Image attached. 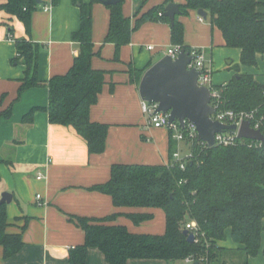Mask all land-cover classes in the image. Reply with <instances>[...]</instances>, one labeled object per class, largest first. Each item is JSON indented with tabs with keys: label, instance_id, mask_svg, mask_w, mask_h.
<instances>
[{
	"label": "crops",
	"instance_id": "obj_1",
	"mask_svg": "<svg viewBox=\"0 0 264 264\" xmlns=\"http://www.w3.org/2000/svg\"><path fill=\"white\" fill-rule=\"evenodd\" d=\"M81 1L88 4L91 0ZM166 1L124 0L123 15L134 26L137 17ZM186 1L172 3L180 6ZM91 15L95 53L92 67L105 73L103 90L90 112L91 121L109 126L102 154H90L86 140L73 127L51 124L46 112L38 111L31 126L23 124L24 116L33 108L48 106L47 87L29 89L17 100L26 67L12 64L17 56L16 40L39 45L38 76L42 82L66 74L79 54L72 37L81 28L80 7L74 0H58L57 5L52 0H41L29 31L22 22L0 10V201L4 192L13 194L11 204H7L8 232L20 233L24 227L23 249L5 260L0 246V264H71L70 250L85 242V233L69 221L70 215L101 219L118 213L114 224L127 227L131 233L162 235L166 231L163 210L115 207L110 196L91 188L108 182L115 164L162 165L170 161L169 129L147 125L141 109V80L130 69L144 75L166 55L173 46L171 26L165 22L144 23L132 33L131 42L117 51L114 44L105 42L109 9L103 3H95ZM200 17L198 11L191 10L177 18L184 25L185 45L203 51L211 64L213 84L225 86L238 74H250L264 85V55L258 54L256 67L243 66L241 50L225 45L223 34L211 24L209 13L204 22ZM10 107L11 115L6 119L2 114ZM181 148L187 151L186 144ZM131 213H150L154 217L137 225L127 216ZM219 245L230 251L244 249L233 242L230 229ZM239 258L241 255L236 252L225 256L229 264ZM85 264L108 262L101 251L92 248ZM127 264L174 263L136 259ZM248 264H264V232L260 253L249 258Z\"/></svg>",
	"mask_w": 264,
	"mask_h": 264
},
{
	"label": "trees",
	"instance_id": "obj_2",
	"mask_svg": "<svg viewBox=\"0 0 264 264\" xmlns=\"http://www.w3.org/2000/svg\"><path fill=\"white\" fill-rule=\"evenodd\" d=\"M0 10L11 19L22 22L27 31L33 13L40 0H1ZM74 0L81 9V28L73 34L79 46V54L70 70L45 83L38 76L39 45L25 39L16 40L17 56L13 65L26 67L21 80L17 100L27 90L47 87L49 104L46 108H33L23 118V124L31 126L38 111L46 112L54 125L71 126L83 137L90 154H102L106 150L109 126L93 122L90 112L103 90L105 73L92 67L94 44L92 39L91 9L95 3ZM53 5L58 0H52ZM167 0L137 17L135 25L123 15L124 0L116 5H105L110 11L109 32L106 43H112L119 51L131 42L132 33L147 22H165ZM264 2L261 0H187L180 5L181 15L192 10L207 11L210 22L218 28L229 48L241 50V64L258 65V54L264 55ZM13 30H10V33ZM171 42L191 48L184 42V25L176 18L171 26ZM140 81L143 73L130 69ZM222 91L221 106L225 110L255 111L264 135V85L250 74H238L227 85L218 86ZM12 107L3 112L8 119ZM170 161L162 165L115 164L111 178L105 184L96 185L93 191L112 198L115 207L161 209L166 215V231L162 235L134 234L123 225L114 224L118 213L105 218L69 216V221L85 233V242L70 250L71 264H85L90 249L103 253L108 264H127L130 260H163L167 262L192 259L193 264H229L225 256L230 252L219 245L225 241L226 231L231 230L235 244L244 246L246 261L257 257L261 250L264 232V142L249 140L235 146L216 145L206 148L195 141L191 146L193 157L183 170L173 160L178 143L170 129ZM4 162V161H3ZM1 163V162H0ZM1 180V175H0ZM127 216L139 225L153 219V214L131 213ZM196 222L206 239L190 244L183 234L186 224ZM8 205L0 203V246L4 259L9 260L24 247L22 231L9 233ZM207 240V243H206Z\"/></svg>",
	"mask_w": 264,
	"mask_h": 264
},
{
	"label": "water",
	"instance_id": "obj_3",
	"mask_svg": "<svg viewBox=\"0 0 264 264\" xmlns=\"http://www.w3.org/2000/svg\"><path fill=\"white\" fill-rule=\"evenodd\" d=\"M102 2L104 5H116L121 0H103ZM38 4H41V0ZM198 14L207 20V11L201 9ZM180 15V6L176 3H170L165 9V16L169 18L171 26L175 25L176 18ZM192 61L193 57L186 49L181 50L176 59L165 55L143 75L139 86L142 100L157 103L158 112L169 113L170 125L178 121L183 128L186 120L194 123L198 139L207 143L209 148L215 146L216 134L226 132L237 131L240 139L264 142L262 132L253 129L248 121H244L238 127L225 125L212 119L216 110L211 106V92L198 84L200 73L196 69L188 68ZM12 200L13 194L4 192L0 203L11 204ZM183 234L190 244L195 243L193 233L184 230Z\"/></svg>",
	"mask_w": 264,
	"mask_h": 264
},
{
	"label": "built area",
	"instance_id": "obj_4",
	"mask_svg": "<svg viewBox=\"0 0 264 264\" xmlns=\"http://www.w3.org/2000/svg\"><path fill=\"white\" fill-rule=\"evenodd\" d=\"M48 10V8H46ZM199 20L204 22L205 19L200 17ZM152 50V47H149ZM184 48L182 46H171L168 48L166 55L171 56L173 59H176L180 54L181 50ZM190 56L193 57V61L188 66L189 69H196L200 76L198 78V84L202 87H206L211 92V106L215 108L216 112L212 115L214 121H218L225 125H237L238 127L244 122L248 121L251 124V127L255 130L260 131V122L256 120L255 111H241L235 112L233 110L222 109L221 95L222 91L213 84V68L210 63L207 61L205 53L199 49H191L188 51ZM141 109L144 116L147 118V125L154 128H167L173 131V139L178 143V150L174 153L173 160L180 164L181 169L186 168V162L193 157L191 150L186 152L182 150L181 145L189 143L190 146L195 142L202 144L204 147L209 148L207 143L200 141L198 139L197 129L194 123L186 120L184 127L182 128L178 121L170 125L169 122V113L163 114L158 112V104L147 102L142 100ZM246 141L249 139H240L238 137V132H226L221 134H216L215 136V146H235L239 142ZM257 143H262L261 141L249 140ZM39 177H42V173L38 174ZM38 201L41 200V195L37 196ZM185 230L193 233L195 235V243L202 242L206 239L205 233L202 232L196 222L190 221L186 224ZM207 243V240H206ZM188 262L193 264L192 259H187Z\"/></svg>",
	"mask_w": 264,
	"mask_h": 264
},
{
	"label": "rangeland",
	"instance_id": "obj_5",
	"mask_svg": "<svg viewBox=\"0 0 264 264\" xmlns=\"http://www.w3.org/2000/svg\"><path fill=\"white\" fill-rule=\"evenodd\" d=\"M232 252L239 253L241 255V258H239L237 260H234L235 262L231 261V263H234V264H243L246 261V255H245V253H244L243 250H240V251H230L229 253H232ZM172 263H174V264H184L183 261H174Z\"/></svg>",
	"mask_w": 264,
	"mask_h": 264
}]
</instances>
